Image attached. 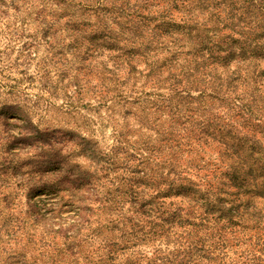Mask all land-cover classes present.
I'll list each match as a JSON object with an SVG mask.
<instances>
[{"label":"trees","instance_id":"16d2710c","mask_svg":"<svg viewBox=\"0 0 264 264\" xmlns=\"http://www.w3.org/2000/svg\"><path fill=\"white\" fill-rule=\"evenodd\" d=\"M33 6L0 0V14L35 8L43 41L61 54L86 42L113 145L100 151L81 138L93 171L49 179L27 161L24 179L16 156L45 158L56 139L25 105L0 101V264H264V0ZM76 12L95 20L80 26ZM70 81L77 113L82 89ZM10 117L23 121L16 132ZM41 187L57 191L52 207L34 198ZM19 188L16 213L9 189Z\"/></svg>","mask_w":264,"mask_h":264},{"label":"rangeland","instance_id":"374dc122","mask_svg":"<svg viewBox=\"0 0 264 264\" xmlns=\"http://www.w3.org/2000/svg\"><path fill=\"white\" fill-rule=\"evenodd\" d=\"M33 2V7H36L40 0ZM61 10L52 7L54 18H57ZM35 11L34 8L30 13L22 11V14H13L11 10L9 14H0V101L25 105L33 122L39 128L46 129L50 133V138L56 139L53 149L47 152L45 158L30 157L32 153L16 156L14 163L20 164L21 167L17 170L18 176L23 175L24 179L27 178L30 170V166L25 163L27 161L48 172L49 179L55 178L59 172L66 176L68 172L74 174L85 170L91 172L94 168L80 149V139L90 140V146L94 145L100 151L109 150L113 145L112 129L101 120L105 109L100 110L101 117L99 111L95 110L100 100L99 58L95 54L92 55L90 48L87 50L85 41L82 46L74 48L73 56L66 54V46L62 54L59 53V49H51L43 41L39 26L40 18L35 17ZM75 15L80 26L84 19L95 20V16H82L80 12H76ZM58 22L55 25L58 28L63 27L64 20ZM65 35V29L57 34L62 40ZM108 64L109 67L112 66L111 62ZM76 66L80 69H75ZM140 67L143 65L140 64ZM121 77L125 76L121 74ZM70 79L79 82L82 89L78 95L72 96L74 105H77V113L68 105L70 102L68 96L73 92V88L67 84ZM46 90L50 91V94ZM9 120L13 123L10 124V128L14 132L23 122L19 117H10ZM2 128L0 123V130ZM71 138L75 143L69 142ZM9 190L12 194L16 193L17 213L24 208V188ZM56 194V190H37L34 198L39 200L43 208H49L58 199ZM61 216H65L63 221L66 222V213H62ZM58 220L57 217L51 218L54 228L58 227ZM53 240L59 246L62 243L61 237H55Z\"/></svg>","mask_w":264,"mask_h":264}]
</instances>
